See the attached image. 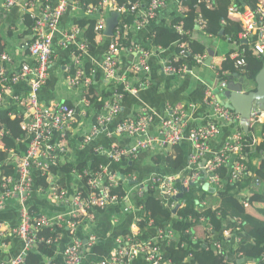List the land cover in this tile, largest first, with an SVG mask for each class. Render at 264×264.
<instances>
[{
  "label": "built area",
  "instance_id": "built-area-1",
  "mask_svg": "<svg viewBox=\"0 0 264 264\" xmlns=\"http://www.w3.org/2000/svg\"><path fill=\"white\" fill-rule=\"evenodd\" d=\"M188 0H145L143 2L129 3L118 7L114 1L113 11L121 15L128 13L139 17L135 22L139 29L156 21L163 10L167 9L171 3H176L178 13L187 11L185 2ZM198 4L204 3L207 8L214 7L213 0H197ZM110 0H102L100 8L108 6ZM4 8L10 10L16 6L23 5L27 15L34 20L31 29L32 37L25 44L28 51L27 61H18L7 53L0 55V108H12V119H21V129L24 136L20 140L26 145V149L21 153L15 149L7 150L1 142L9 135L3 125L0 124V151L7 153L5 163L13 170L12 176L4 175L0 177V212H2L10 202H15L19 211V222L14 227H9L5 222L0 221V249L7 248V243L12 239H20L23 244L21 253L11 260H4L1 264H26L30 254L35 253L38 245H56L60 247L61 240L57 237H40V231L45 228L58 234L67 232L69 242L61 250V264H132L138 257L142 258L146 264H173L171 259H167L163 253V245H170L177 239V235L171 229H159L154 238L144 240L140 228V222L148 219V227H152L154 220L150 214H143L142 206H133L131 194H135L138 200H142L147 190L157 191L160 198L172 200L169 204L173 211L182 209L185 202L178 200V195L185 188L189 191L191 186L203 187L208 185V189L214 192L222 190L223 182L219 171L227 167L228 176L226 180L230 184L242 181L246 177V157L244 143L249 139L241 130L242 119L233 111L222 106L219 95H215L209 88L206 90V97L202 107L209 110L204 118L205 124L196 126L189 130V141L192 144L193 152L187 161L188 177L176 178L170 176L152 175L146 179H139L133 172L128 173L129 184L125 187L121 182L119 173H115L110 167H99L95 171L85 168L81 171H74L79 181V187L74 192H69L66 188L53 185L49 189H41L40 192L46 194L49 201L55 204L58 210L52 213L46 212L41 217L35 219V212L32 210L30 200L35 190V172H40L42 176H47L48 172L59 167L61 160L69 150V133L76 124L78 114L77 106H72L65 101L54 102L49 105L42 104L39 92L45 88L50 80V70L54 60L53 42L58 31L61 20L74 9H82L88 18L96 19L95 32L101 36L106 28V20L101 13H97V8L93 5H82L78 0H3ZM80 9V10H81ZM96 14V15H95ZM228 18L240 22L242 32L239 35L240 48L236 55L230 56L235 62L239 71H244L247 66L245 57L247 46L256 57H264V0H259L256 10L245 7L243 10L237 6L228 9ZM223 23H225L223 21ZM198 29L205 32L206 21L200 15L197 19ZM127 24H119L114 31L112 41L108 47L100 69L106 81L123 86L121 93L115 89V95L111 104L104 103L103 110L95 115L92 128L83 137L82 148L93 144L100 136L109 139H134L132 146H120L117 143L110 145L109 149L96 148L95 153L106 157L112 164L132 163L143 152L169 150L185 140V130L189 127L190 120L194 119L200 110L197 107H190L189 110L169 108L170 117L165 119L158 117L153 111L141 108L136 117L116 122L120 113V101L125 93L135 94L139 89L131 88L125 83V78L120 77V44L126 36ZM175 30L180 34H187L182 26H176ZM80 25L73 27L63 35L62 46L72 52V64L76 68L75 75L66 78L70 89H82L81 104L85 111L93 108L91 97L86 92L92 84V79L86 76L84 65L86 59L91 54V46L82 36ZM212 37V36H209ZM180 50L177 58L164 62L163 71L167 75L179 74L187 71L185 65L182 68L176 67L172 62L178 64V59L183 57H193L199 65H204L205 55L196 54L194 49L186 43L176 44ZM163 50V49H160ZM232 52L231 54H233ZM138 59L132 65L131 71L135 74L150 72L148 59L151 53L145 49L138 48ZM230 54V55H231ZM217 89L220 93L227 89L228 81L221 80L219 72ZM25 84L27 92L21 94L16 88ZM7 98L10 100L7 103ZM7 103V105H6ZM89 109V110H90ZM264 116V111L260 107H254L251 113L250 122L259 123ZM94 117V118H95ZM114 127H112V125ZM155 134L149 132L151 126L155 125ZM229 125L232 130L226 139L221 150L213 153L211 142L219 138L225 130V125ZM251 144H260L257 137H253ZM211 154L212 157L203 165L204 158ZM0 163V167H1ZM124 182H125V176ZM122 189L125 196L113 194V190ZM121 207L124 215L134 213V215H144L137 218L132 225L131 232L126 237H118L116 244L119 246L111 256L104 259H97L91 251L96 245L98 237L90 235L88 238L78 236L79 215L93 221L91 215L95 209H105L109 206ZM123 205V206H121ZM125 205V206H124ZM246 206L248 204L246 203ZM175 215V214H174ZM238 223L236 230L240 231L242 221L235 219ZM207 220L201 218L199 226L194 227L203 231H212L211 225H206ZM193 233V232H192ZM193 238L198 240V236ZM233 230L224 231L226 239L233 237ZM86 239V240H85ZM241 240L237 238V243ZM222 243L215 244L217 256L222 261H229V255L223 248ZM232 264V263H230Z\"/></svg>",
  "mask_w": 264,
  "mask_h": 264
},
{
  "label": "trees",
  "instance_id": "trees-1",
  "mask_svg": "<svg viewBox=\"0 0 264 264\" xmlns=\"http://www.w3.org/2000/svg\"><path fill=\"white\" fill-rule=\"evenodd\" d=\"M78 1L85 6H95L97 8L96 14H102L103 12V9L100 8L102 0ZM110 1H114L118 7H122L124 5H128L129 3L134 4L145 0ZM213 3L214 7L209 9L204 3L198 4L197 0H188L185 2V6L187 7L186 12L180 14L176 11L173 13V20H171L170 24H167L165 21V24L158 26L153 34L150 35L153 46L168 50L171 47H174L177 43H186L191 46V49L198 46L195 49L196 53H205V47L200 46L199 48L200 42L195 39V34L198 32L197 19L200 15H202L203 19L206 21L205 34L207 36L221 38L224 41L228 39L231 44L238 43V37L242 32V27L240 26L239 21L228 18V9L232 6H237L242 10L245 7L256 10L259 0H213ZM3 17L5 18L3 14L0 15V18ZM24 19L28 28L32 29L34 25L32 17L30 15H25ZM138 19V16L128 13L120 16V24L122 23L128 25V33L129 29L135 25V22ZM158 20L159 19L154 22H157ZM223 21L225 23H223ZM95 26L96 19L94 17L87 18L85 21L80 23V28L85 29L82 36H84L91 46V52H95L98 47L96 43L97 33L95 32ZM176 26L184 27L187 34L183 35L178 33L175 30ZM127 33L126 35L128 36ZM129 36L131 37V35ZM124 45H129V43ZM6 46L7 45L3 42L2 38H0V55L5 52ZM119 48L120 50L122 49V43ZM243 49H246V52H250L247 46L243 47ZM177 50L178 55L180 50ZM250 53H245L248 66L244 71H239L236 68L235 62L230 59V55H228V57L221 64H217L220 79L227 81L229 76L235 75L238 77H245L248 84L250 82L254 84L257 76L263 69L264 57L258 58L254 56L253 53ZM180 61L183 60L179 59L178 63H180ZM84 71L86 76H89L92 79V84L86 94L88 97H91L93 108L95 110L97 109V112H100L103 110V106L104 103L107 102V98L113 96L117 87L116 91L121 93L123 86H115L112 82V85L110 86L111 92L106 93L105 91H102L99 96V93L97 92L99 83H105L106 80L102 70L100 68L97 69V67L91 63H86L84 65ZM131 72L134 73L133 71ZM75 73L76 68L73 67L69 74L75 75ZM128 95V93L125 94L124 98L127 99ZM12 112H14L12 108H8L6 110L0 108V124L4 126L7 132H9V135L3 138L1 142L7 150L15 149L16 151L22 153L26 149V145L20 141L24 136V132L21 129V119H12ZM95 119L96 117L94 120ZM241 130L249 139V142L244 143L243 154L246 157L247 172L246 177L242 181L234 184L228 183L226 180L228 176V168H222L219 171L224 185L222 190L212 193L209 190H205L202 185L191 186L189 191L184 194L183 199H180L185 202L184 207L177 211L175 215L173 210L167 207L172 203V200L168 198H160L155 190H147L144 198L140 200V206L143 208V214H150L154 220L152 227H148L147 218L146 220L140 222V228L143 233L142 238L144 240L154 238L159 229L166 230L169 228L177 235V239L175 241H173L170 245H163L162 247L165 257L167 259H171L173 264H264V220H259L250 215L247 211V207H245L246 202L249 207L251 205H262L259 212L264 217V123L250 122L248 132H245L243 128H241ZM254 136L262 138V142L255 145L251 144ZM81 142L83 143V140ZM174 149L175 152L177 151L176 158L172 159L171 156L167 157L165 164L171 170H179L187 166L188 160H185L182 152L179 153V146H175ZM69 151L61 160L59 167L51 169L47 176H42L40 172H35L36 191L39 189H49L52 186L51 182L54 181L49 178H55L58 180L59 186H67V181L74 174V171H81L85 168L95 171L101 166L110 167L108 164H103L102 158L97 156L89 163V165L85 162L75 164L72 162L73 151H70L71 153ZM159 156L160 155H158V157ZM154 157H156V155L153 156V158ZM6 159L7 153L0 151V163L2 165L0 167V177L4 175L12 176L14 174V170L11 168L12 166L10 167L5 163ZM111 165L115 164L111 163ZM128 171H130L129 167L125 172ZM114 172L117 173L116 171ZM121 178V182L124 183L126 187L129 184L127 176L125 177V182L124 177ZM247 192H252L251 197L245 196ZM112 193L121 197H124L126 194L123 193L121 188L113 190ZM119 206L120 205L117 206L118 212L122 213V209ZM108 208L94 210L91 214L94 216V223L97 220V215L99 213L105 214ZM32 210L36 213L35 219L40 218L41 214H43L41 208L39 209V207H33ZM141 217L145 219L144 215H141ZM201 218H205L208 221L206 225L212 226L211 232H203L198 229L192 230L194 227L199 226V220ZM235 219H240L242 221L240 226L241 232L236 230L238 223ZM229 229L233 230L234 235L230 239H226L224 231ZM128 232V229L123 232L124 237L129 235L130 232ZM192 232L195 233L194 235L199 237L198 240L193 238ZM63 234L68 235L67 232H64ZM51 236L59 239L61 238L60 234L51 232L45 228L40 231V237L48 238ZM237 238H239L241 242L235 250L233 246L237 243ZM217 243L224 244L227 253L229 255L231 254L232 257H229V261H222V259L217 256V252L215 250V244ZM114 245L115 249L119 247L116 244V241H114ZM105 247V243L101 241L99 245H96L93 249H91V251L88 250V253L92 252L97 259L107 258V256H109V254L106 255L107 252H100L103 251ZM57 249L56 245L47 246L45 244H40L38 245L36 252L30 254L27 258L26 264H42V258L55 259L58 252ZM240 260H244V262L240 263ZM1 262L2 260H0V264ZM132 264L146 263L142 258L138 257Z\"/></svg>",
  "mask_w": 264,
  "mask_h": 264
},
{
  "label": "crops",
  "instance_id": "crops-1",
  "mask_svg": "<svg viewBox=\"0 0 264 264\" xmlns=\"http://www.w3.org/2000/svg\"><path fill=\"white\" fill-rule=\"evenodd\" d=\"M24 1L26 0H23V2ZM111 3L112 2L110 1L109 5L103 9L102 16L105 20L111 15ZM80 9L70 10L60 22L53 42L54 60L50 70V80L48 85L39 92L42 104L49 105L54 102L65 101L74 107L77 106L78 114L76 117V124L74 125L73 130L68 134L69 150L73 151L72 162L75 164L85 162L89 165V163L97 156L102 158L103 164H108L113 170L118 172L120 177H126V175L131 172L137 175L139 179H146L152 175L170 176L176 178L188 177L189 173L187 171V166L179 170H171L165 164L167 157L171 156L172 159L176 158L177 151L175 152L174 147L169 150H159L157 152H143L140 154L138 159L132 163L117 166L111 165L108 159L103 155L95 153V149L103 148L106 150L114 142L120 146L129 147L135 143L134 139H108L103 135L100 136L93 144L82 148L81 141L83 140V137L88 134L92 123H94V117L97 114V109L89 110V108L85 111L84 106L81 104L84 91L80 88L70 89L68 87L66 78L67 76L72 75L69 74L72 64V52L62 46L63 35L70 31L73 27L80 25L82 21H85L88 18L85 11ZM176 11L178 12L176 3H171L167 9L163 10L157 22H153L142 29H139L135 24L129 29L127 33L128 36L126 35L121 41V70L119 76L125 78V83L131 88L139 89V92L129 94L127 99L124 98L125 100L120 107L121 112L118 115L116 122L136 117L139 114L140 109L143 107L153 111L158 117L165 119L170 117L169 108L174 107L181 110H189L190 107L200 108V110L196 113L195 118L190 120L188 129L185 130V140L177 145L179 146V153L182 152L185 160H188L189 156L193 152L192 144L188 139L189 130L196 126L205 124L204 118H206L205 116L207 114H210L209 110L202 107L203 101L206 97V90L210 88L216 95L215 91L218 83L217 73L219 72L217 64H221L232 52L234 53L230 55L231 58L236 55L240 48V42L231 44L228 39L224 41L221 38L209 37L204 31L198 29V32L195 34V39L200 42L199 48L200 46H204L206 49V52L201 54H208L213 57L210 67L208 65H199L195 62L193 57L190 58L188 56L179 58L183 61H180L178 64L176 62H172L178 68H182L181 65H185L188 68L185 73L184 71H181L182 73L179 74L167 75L163 71V64L167 60H172L175 57L177 58V46L171 47L168 50H160L161 47L153 46L150 35L153 34L158 26L165 24V21L167 24H170L171 20H173V13ZM2 14L5 18H0V38H2L3 42L7 45L4 53L9 54L12 58L20 62L27 61L28 51L26 50L25 44L30 40V37H32V31L26 25L24 17L27 14L23 9V5L6 10L4 8L3 0H0V15ZM84 32L85 29H82V34ZM129 35H131V37ZM111 41L112 37L110 38L105 36L104 32L101 36H97V50L95 52H91L90 56L86 59L85 64L91 63L99 69ZM124 42L129 43V45H124L126 44ZM138 48L145 49L151 53V56L148 59V66L150 67V72L148 73L142 72L135 74L130 70L132 65L138 59ZM196 48H194V50ZM179 59L177 61H179ZM233 77L238 79L242 78L235 75ZM238 81L239 80H236V82ZM111 85L112 83L106 80L105 83H99L97 88L99 96L102 91H105L106 93L111 92ZM249 85L253 88V90H256L257 84H252L250 82ZM27 88L28 87L25 84H21L16 88V91L21 94H25L27 92ZM111 99L112 97L110 96L106 101L109 102ZM9 102L10 100L7 98V103ZM259 123H264V116ZM157 124L158 123L150 127V133L155 134L154 131ZM112 127H114V125H112ZM225 128L226 129L223 130L221 136L211 142V150L213 153L221 150L226 139L230 136L232 130H234V128L227 124L225 125ZM257 139H259L260 143L262 142V138L257 137ZM155 155L156 157L153 158ZM158 155L160 156L158 157ZM211 157V154L207 155L202 162L203 165L209 161ZM128 167L130 168V171L125 172ZM51 185H57L56 181H52ZM78 187L79 181L76 176L72 175L67 181V186H64L63 188H66L69 192H74ZM251 195L252 192H247L245 196L251 197ZM131 199L133 206H140V200L135 197V194H131ZM246 203L245 207H247V211L250 215L259 220H264V217L259 212L262 205H251L249 207V205L246 206ZM31 207H39L43 213H52L53 211L58 210L55 204L47 199L45 194L37 191L32 195ZM117 208V206H112L107 209L105 214L99 213L95 223L94 221H91V219L80 215L78 218L80 225L78 236L80 238H88L90 235H96L98 237L97 246L101 241L106 245L105 249L100 252H107L106 255L109 254V256L112 255L115 250L114 241H116L118 237H124L123 232L125 230L128 229V231L131 232L132 225L135 223V220L141 217V215H134V213L124 215L121 212H118ZM0 221L5 222L9 227H14L18 224L19 211L15 202H10L9 205L2 212H0ZM63 233L64 232L60 233L61 245L60 247H57L58 252L56 254V258H42V264L62 263L61 250L63 246L69 242L68 235ZM22 249L23 244L20 239L9 240L7 248L0 249V260L8 261L14 259L21 253ZM85 263L86 262H84V264Z\"/></svg>",
  "mask_w": 264,
  "mask_h": 264
},
{
  "label": "water",
  "instance_id": "water-1",
  "mask_svg": "<svg viewBox=\"0 0 264 264\" xmlns=\"http://www.w3.org/2000/svg\"><path fill=\"white\" fill-rule=\"evenodd\" d=\"M111 15L106 19V28L104 34L107 37H113L115 29L120 24V14L113 11L110 7ZM1 66V63H0ZM236 80H239L236 82ZM255 83L257 84L256 90L248 84L245 77L240 79L233 76L228 77V86L225 93H221L219 100L222 106L233 111L236 115H239L242 119V127L245 132H248L250 127L251 113L254 107H260L264 111V69L257 76ZM215 93L219 95V91L216 89ZM205 190L208 189V185L204 186ZM214 193L213 189L209 190ZM187 189L183 188L182 192L178 195L177 199H183ZM177 207L173 213L178 211ZM243 260L240 261L242 263Z\"/></svg>",
  "mask_w": 264,
  "mask_h": 264
},
{
  "label": "rangeland",
  "instance_id": "rangeland-1",
  "mask_svg": "<svg viewBox=\"0 0 264 264\" xmlns=\"http://www.w3.org/2000/svg\"><path fill=\"white\" fill-rule=\"evenodd\" d=\"M194 52H195V50H194ZM196 53V52H195ZM196 54H201V53H196ZM201 55H205L206 56V59H205V61H204V65H208L209 67H210V65H211V62H212V59H213V57H211V56H209L208 54H201ZM223 93H225V91L223 92ZM125 94H127V93H125ZM125 94H124V97H125ZM128 94H132V93H130V92H128ZM114 95H115V92H114V94H113V96H112V99L109 101V102H105V103H108V104H111L112 102H113V97H114ZM124 97H123V99L120 101V107H121V105H122V103H123V101H124ZM91 110V109H90ZM121 112V111H120ZM120 114V113H119ZM131 118H133V117H131ZM117 119V118H116ZM130 119V118H129ZM127 120V119H126ZM120 121H122V120H120ZM116 123H114L113 125H115ZM92 126H93V123H92V125H91V127L90 128H92ZM109 139V138H108ZM114 143H116V142H114ZM113 144V143H112ZM110 148V147H109ZM108 148V149H109ZM50 180H55L56 181V183H57V185H58V180H56L55 178L54 179H51V178H49ZM59 187H64V186H59ZM40 190L41 189H39L37 192H40ZM47 190V189H46ZM36 192V190H34V192H33V194ZM41 193V192H40ZM46 195V194H45ZM30 204H31V200H30ZM33 209V208H32ZM238 246H239V243H236L233 247H234V249L236 250L237 248H238Z\"/></svg>",
  "mask_w": 264,
  "mask_h": 264
},
{
  "label": "clouds",
  "instance_id": "clouds-1",
  "mask_svg": "<svg viewBox=\"0 0 264 264\" xmlns=\"http://www.w3.org/2000/svg\"><path fill=\"white\" fill-rule=\"evenodd\" d=\"M178 44H182V43H178ZM187 45H189V44H187ZM176 45H174V47H175ZM250 51V50H249ZM251 53H252V51H250ZM254 55V54H253ZM254 56H256V55H254ZM231 59V58H230ZM227 81H228V78H227ZM218 90V89H217ZM223 93V92H222ZM220 92H219V97H220ZM226 108V107H225ZM243 128V127H242ZM210 190V189H209ZM198 230H201V231H203L202 230V228L201 229H199V228H197ZM204 232V231H203ZM241 261V260H240ZM243 262H244V260H243Z\"/></svg>",
  "mask_w": 264,
  "mask_h": 264
}]
</instances>
